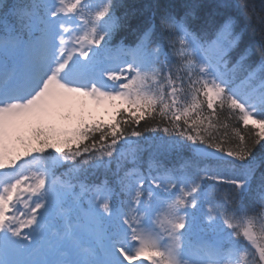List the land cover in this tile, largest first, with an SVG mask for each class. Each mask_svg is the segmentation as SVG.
Returning <instances> with one entry per match:
<instances>
[{
    "label": "snow or ice",
    "instance_id": "obj_1",
    "mask_svg": "<svg viewBox=\"0 0 264 264\" xmlns=\"http://www.w3.org/2000/svg\"><path fill=\"white\" fill-rule=\"evenodd\" d=\"M201 7L0 0V264H264V0Z\"/></svg>",
    "mask_w": 264,
    "mask_h": 264
},
{
    "label": "trees",
    "instance_id": "obj_2",
    "mask_svg": "<svg viewBox=\"0 0 264 264\" xmlns=\"http://www.w3.org/2000/svg\"><path fill=\"white\" fill-rule=\"evenodd\" d=\"M122 3L132 6V9L135 11V16L133 17V23H135L136 19L140 17H147L150 14L147 6L154 3L161 4H176L183 5L186 3H197L202 5V7L198 10L200 15H203L206 12H211L214 6L220 2V0H121ZM257 6L259 7L261 4V0H255ZM124 9H118V12H123ZM127 33L124 34V36ZM143 123V122H142ZM233 123H237V121H233ZM145 135H152L151 133H146Z\"/></svg>",
    "mask_w": 264,
    "mask_h": 264
},
{
    "label": "rangeland",
    "instance_id": "obj_3",
    "mask_svg": "<svg viewBox=\"0 0 264 264\" xmlns=\"http://www.w3.org/2000/svg\"><path fill=\"white\" fill-rule=\"evenodd\" d=\"M104 110H105V108H104L103 106H101V107H99V108H95V107H93V108L91 109V111H92V113H93V118L95 119V118H98L99 116H101V117H102V121L106 122V118H107L108 116H105V117L102 116V115L104 114ZM99 118H100V117H99Z\"/></svg>",
    "mask_w": 264,
    "mask_h": 264
}]
</instances>
